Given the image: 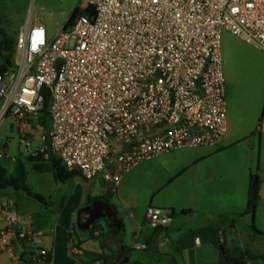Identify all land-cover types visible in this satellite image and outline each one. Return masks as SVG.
<instances>
[{
  "label": "built area",
  "instance_id": "obj_1",
  "mask_svg": "<svg viewBox=\"0 0 264 264\" xmlns=\"http://www.w3.org/2000/svg\"><path fill=\"white\" fill-rule=\"evenodd\" d=\"M80 7L52 38L41 24L17 34L14 71L0 75V125L11 119L20 144H41L32 156L49 151L68 172L98 178L111 192L158 156L218 147L227 133L221 33L264 53V0H80ZM144 216L154 230L172 218L152 206ZM0 225V253L16 243L30 256L26 264H50L26 217L1 198Z\"/></svg>",
  "mask_w": 264,
  "mask_h": 264
},
{
  "label": "crops",
  "instance_id": "obj_2",
  "mask_svg": "<svg viewBox=\"0 0 264 264\" xmlns=\"http://www.w3.org/2000/svg\"><path fill=\"white\" fill-rule=\"evenodd\" d=\"M46 33L48 38L55 36ZM259 120L245 119L238 112L229 117L227 111V133L218 147L180 150L144 162L127 173L112 193L102 183L95 194L94 180L87 182L81 177L57 184L47 173L39 174L33 187L28 174V187L48 202L55 199L56 208L48 211L23 194L15 195L16 200L3 201L0 196L1 202L26 205L33 246L50 254V264H105L109 257L110 264H228L226 257L238 251L246 263L255 264L257 260L249 257L264 256V251L255 250L253 256L249 252L256 244L264 246V237L254 234L250 227L264 233V212L260 222L257 214L239 215L246 210L249 177L256 175L260 185L264 183V118ZM17 135L20 144L18 131ZM3 145L0 166L11 176L20 156L6 164L8 148L6 143ZM144 164H150L149 171L154 168L164 177L146 195L138 197L132 188L146 174ZM170 187L172 195L182 196V206L155 203L158 193ZM88 198L108 199L120 224L117 227L109 220L98 222L101 234L97 239L91 237L96 241L92 244L83 235H90L89 231L76 227L78 211L91 205ZM149 206L174 210L171 222L157 230L149 227L144 216ZM259 206H264V198H260L256 211ZM127 233L131 234L129 243ZM24 256L23 248L13 243L12 248L0 253V264H19Z\"/></svg>",
  "mask_w": 264,
  "mask_h": 264
},
{
  "label": "rangeland",
  "instance_id": "obj_3",
  "mask_svg": "<svg viewBox=\"0 0 264 264\" xmlns=\"http://www.w3.org/2000/svg\"><path fill=\"white\" fill-rule=\"evenodd\" d=\"M80 9V0H0L2 28L8 37L13 38H16L17 34L28 23L42 24L46 28L48 35H54L70 19L72 14ZM221 55L228 116L230 117V115L238 112L245 119L258 117L259 120L262 111H264V53L245 44L230 33L223 31L221 33ZM39 128H33V135L39 136L41 134ZM4 143L7 144L8 148L6 164L11 163V159L19 155L29 174L30 185L34 187L35 180L41 175L32 170V164L28 162V159L31 157L33 149L41 147L39 141L32 139L31 145L27 148L23 144H19L17 130L12 120L8 118L0 125V147ZM144 165L146 174L141 176L142 179L132 188L138 197L146 195L147 190L164 177L163 173L154 170V168L149 171L148 165L150 164ZM93 183L97 185L94 190L95 194H98L103 182L96 178ZM88 187H91V185ZM172 189L170 187L158 193L155 203L164 207L169 205L182 206L180 205L182 204V196L172 195ZM109 193L112 192L109 191ZM17 194L22 195V193L7 189L3 192L2 199L3 201L6 198L16 200L17 196L15 195ZM56 204L55 199L51 202L47 201L45 208L48 211H53L56 208ZM262 212H264V206L262 208L259 206L255 212L258 222H260ZM105 220L107 219L102 218L96 223H101ZM83 235L89 240V244L96 243V241H92L93 236L91 238L87 233ZM130 241L131 234L127 233V242L129 243ZM261 243L264 244V242ZM258 249L264 251V246L254 245L249 254L253 256L255 254L254 251ZM255 264H264V261L257 260Z\"/></svg>",
  "mask_w": 264,
  "mask_h": 264
},
{
  "label": "trees",
  "instance_id": "obj_4",
  "mask_svg": "<svg viewBox=\"0 0 264 264\" xmlns=\"http://www.w3.org/2000/svg\"><path fill=\"white\" fill-rule=\"evenodd\" d=\"M77 11H75L69 19V23L75 18ZM15 38L8 37L2 28V20L0 18V75L5 76L9 75L14 71V62L13 55L15 49ZM49 105V97L46 95L43 114H46L45 111ZM264 118V111H262L259 122ZM47 120L46 117L41 119L40 127L46 129ZM5 148V145H4ZM28 162L32 164V170L38 174H52L54 180L57 184H64L75 177H79L76 173L68 172L62 165L59 159H57L49 151L45 153H39L37 156H32L28 159ZM27 176L28 172L22 163L21 159L16 160L14 174L8 176L5 169L0 166V196H3V192L7 189H11L15 192L22 193L25 197L35 202L36 204L46 207L47 201L40 195L34 193L27 185ZM260 182L256 175H251L249 177V187H248V199L247 206L244 213L239 216L243 217L245 215H251L252 217L255 214L257 204L260 200L258 196V189ZM96 200H101L105 203H109L106 198H88L87 203L91 204ZM171 216L174 215L175 211L170 210ZM94 225L89 231L90 236L92 237L95 231L100 230V227ZM251 230L258 236L264 237V233L258 232L255 227L252 225ZM251 261L262 260L264 261V256L252 258L249 257ZM111 257L105 259V264H110ZM228 264H246L245 256L243 255L240 259H235L232 256L226 257Z\"/></svg>",
  "mask_w": 264,
  "mask_h": 264
},
{
  "label": "water",
  "instance_id": "obj_5",
  "mask_svg": "<svg viewBox=\"0 0 264 264\" xmlns=\"http://www.w3.org/2000/svg\"><path fill=\"white\" fill-rule=\"evenodd\" d=\"M259 198H264V183H261L258 189ZM16 208L18 214L24 218L26 216V205L21 202L16 203ZM107 219L113 222L117 227H119V221L116 217L114 209L105 202L96 200L91 205L80 209L77 213L76 227L82 232H88L92 229L97 221L100 219ZM242 254L238 251L233 255V258L240 259ZM30 259L29 255H25L19 264H26Z\"/></svg>",
  "mask_w": 264,
  "mask_h": 264
}]
</instances>
